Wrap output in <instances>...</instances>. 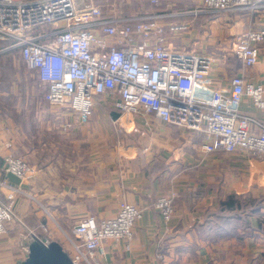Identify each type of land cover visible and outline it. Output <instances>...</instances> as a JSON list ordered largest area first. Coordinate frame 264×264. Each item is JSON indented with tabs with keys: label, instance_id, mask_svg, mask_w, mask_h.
I'll use <instances>...</instances> for the list:
<instances>
[{
	"label": "crops",
	"instance_id": "crops-1",
	"mask_svg": "<svg viewBox=\"0 0 264 264\" xmlns=\"http://www.w3.org/2000/svg\"><path fill=\"white\" fill-rule=\"evenodd\" d=\"M249 17L248 12L199 17L184 32H167L166 41L213 59L207 76L211 87L229 88L234 74L264 85V49L248 68L232 53L235 35ZM240 109L264 124V109L255 108L249 98H243ZM118 114L96 97L90 120L78 122L77 131L95 139L88 141L84 172L75 173L67 188L60 178L48 184L42 168L29 182L2 171L6 153L23 157L26 148L21 126L9 114L0 115V199L11 201L20 218L5 222L0 264H29L41 244L55 243L70 257L62 235L84 217L113 216L124 203L141 209L133 236L128 242L105 240L96 249L97 264H264V156L238 149L204 154L199 132L149 113L115 129L110 120ZM167 194L173 196L174 214L165 222L153 202ZM229 195L259 203L255 211L243 203L234 211L222 210L219 203Z\"/></svg>",
	"mask_w": 264,
	"mask_h": 264
},
{
	"label": "built area",
	"instance_id": "built-area-1",
	"mask_svg": "<svg viewBox=\"0 0 264 264\" xmlns=\"http://www.w3.org/2000/svg\"><path fill=\"white\" fill-rule=\"evenodd\" d=\"M240 12L249 13V23L231 48L248 68L264 49V0H199L191 10L145 12L134 19H102L92 0H0V40L8 42L2 50H17L25 66L46 84L48 104L66 106L83 120L91 118L96 97H101L119 113L110 120L115 129L119 123L123 128L130 125L133 116L149 113L162 122L199 132L204 154L238 149L259 157L264 156V124L244 114L240 106L247 97L255 108L264 109V85L234 74L229 88L211 87L207 76L213 59L170 47L166 41L167 32H184L196 18ZM184 16L188 18L156 23L151 30L141 28L149 20ZM130 20L136 22L135 29H115V41L94 30ZM38 28L42 29L35 33ZM144 124L148 126V121ZM2 171L29 182L41 168L6 153ZM172 198L160 195L153 202L165 222L174 214ZM140 215L138 206L124 203L113 216L84 217L66 235L74 249L71 264H97L96 249L107 239L130 241ZM10 220L20 218L11 201L0 200V235Z\"/></svg>",
	"mask_w": 264,
	"mask_h": 264
},
{
	"label": "rangeland",
	"instance_id": "rangeland-1",
	"mask_svg": "<svg viewBox=\"0 0 264 264\" xmlns=\"http://www.w3.org/2000/svg\"><path fill=\"white\" fill-rule=\"evenodd\" d=\"M92 2L101 12L102 19L112 17L134 19L145 11L147 15H156L191 9L197 6L199 0H92ZM175 18L149 20V24H142L141 28L151 30L156 23L168 22ZM119 22L94 27V30L115 41L116 36L113 32L115 29L124 27L135 29L136 22L133 20L128 23ZM41 29L38 28L35 33ZM7 43L0 40V115L9 114L12 122L23 129L22 144L26 152L21 154L22 158L42 168V174H47L48 184L56 183V178H60L64 181L61 185L67 188L73 175L78 171L84 172L86 167L84 165L88 154L86 151L90 152L88 141L95 138L81 135L76 126L79 121L87 122L90 118L83 120L73 113L72 116L75 118L72 120L69 108L48 104L44 100L46 84L39 82L36 74L25 66L17 50H2ZM247 202L250 203L249 199H242L243 204ZM62 239L73 253L74 249L64 234Z\"/></svg>",
	"mask_w": 264,
	"mask_h": 264
},
{
	"label": "water",
	"instance_id": "water-1",
	"mask_svg": "<svg viewBox=\"0 0 264 264\" xmlns=\"http://www.w3.org/2000/svg\"><path fill=\"white\" fill-rule=\"evenodd\" d=\"M29 264H71L68 254L57 244H41L29 260Z\"/></svg>",
	"mask_w": 264,
	"mask_h": 264
},
{
	"label": "trees",
	"instance_id": "trees-1",
	"mask_svg": "<svg viewBox=\"0 0 264 264\" xmlns=\"http://www.w3.org/2000/svg\"><path fill=\"white\" fill-rule=\"evenodd\" d=\"M240 201L241 200L238 198V196L229 195L224 200L220 201L219 206L221 207L222 210H233L234 211L235 209H239V207L241 206L242 201H241V203H240ZM249 202L250 203L247 202L245 204L246 210L249 211L250 209H252L253 211H255L257 206H258L259 200L249 199Z\"/></svg>",
	"mask_w": 264,
	"mask_h": 264
}]
</instances>
